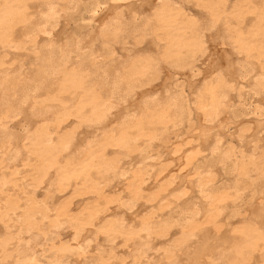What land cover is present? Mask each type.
Here are the masks:
<instances>
[{
    "label": "bare ground",
    "instance_id": "6f19581e",
    "mask_svg": "<svg viewBox=\"0 0 264 264\" xmlns=\"http://www.w3.org/2000/svg\"><path fill=\"white\" fill-rule=\"evenodd\" d=\"M31 1L34 0H0V47L1 48H7V47L18 48L20 46L19 44L16 43V31H17L16 29L20 25H24L23 29L26 32H28V34L27 33L25 34H27L29 37L32 36L31 39H34L33 41H35L38 34L42 33V32L38 33V31L41 30L46 31L47 27L46 28L44 27L47 24L49 25V23L47 22L50 21L52 22V20L55 21L59 20L57 19L58 10L56 11L54 9L55 8L54 6L56 5L53 6V4L51 5V3H49L50 6V7L48 6L49 14L47 18L44 17L46 19V23H47L46 25L43 20H41L43 21L42 23L44 24L43 27L42 26L34 27L35 22L33 21H31L33 23H28L30 19L29 9H30ZM69 1L72 2V0ZM137 1L139 0H96L91 5L86 7L85 13L87 17H89V19L93 20L96 14L99 12V10L102 9L103 5L106 3L110 2L111 3L110 6H112L113 8L119 6L130 7V5L136 3ZM199 1L208 8V11L211 15L210 29L214 28L227 16L228 17L230 16L232 18V21L236 23L235 26H233V28L231 27V35L229 34L230 38L232 39V43L237 49L238 54L243 55L246 59L254 58L261 65L263 73L262 76H260L259 79L257 80V87L258 89H263L262 91L264 92V3L261 6H257L258 4L255 5L256 3L253 0H240L241 2L236 7L227 9L226 5L223 3L224 0L222 1L199 0ZM44 11L45 10H43V12ZM153 11L155 18L154 21L152 18L151 19L155 24V27H157V29L160 31V35L162 36V39L165 40V49L162 52V59L158 61L157 59L148 56V57L138 58L134 60L132 63L130 61V64L132 65L129 71L125 73V76L123 75L124 76L123 81H121V79L115 81L113 86L112 87L110 86V89L107 91L106 94L104 92L99 91V89L93 87V84L90 83L91 80L87 81V75L84 73L83 66H79V67L68 66L70 65L69 63L72 60L70 55L66 53L68 49L67 47L68 45L66 46L67 49L64 48L61 49V51H59L61 55L58 58V60L54 58L49 59V57L47 59V56L45 55L46 58L45 57L44 58L47 59L49 63L46 65L45 70H41V72L36 76V78L39 79L41 82L42 81L41 79L46 78V76L48 75L51 76L50 78H53V80L55 79L58 82V84L55 86L53 91L51 90L52 93L48 89L49 93L47 94V97L41 99L37 103L45 104V105L46 104L58 105L61 110L57 109L58 111H56L55 113L52 112L53 114L50 112L51 114L48 117L46 115L47 113L46 111L48 109H46V111L45 109H43V111H45L46 113L44 112V114L37 116L35 115L36 116L35 118H33V116L31 115L32 117L31 116L30 117L33 118L31 122H35V123L37 122L35 124V128L31 132L29 131L30 129L28 130L30 132L29 135L23 134L21 135V137L24 136V138L28 140L29 150L31 151L35 161L33 164V170H35L37 173V176L34 177V180L38 182V185L42 184L48 177L53 175L54 177L53 176L51 177L55 179V182L53 181L54 179L52 180V182L53 185L55 184L56 186V187L53 186L56 189V191L60 193V195H64L67 193L69 194V196H67L66 199L60 202L57 203L55 202L56 203L55 206L54 207L51 206L52 208H50L48 202H46L44 205H39L33 200V198H31L28 201L25 200L26 202L22 204L21 203L22 198L8 195L6 204L4 203L5 206L3 205L4 207L1 210L0 220L8 221L12 217H13L12 219H14L15 216L13 215L15 214L17 215L18 211L22 209L23 214L21 215L22 217L21 222L23 224L20 225L24 226L25 232L29 235H31L30 233L34 231H41L43 228L41 222L46 220L48 221V227L52 228L53 231L57 232L59 229L63 227V225L66 224L65 226H68L69 229L71 228L72 232H71V237L69 236L70 239L66 241H64L63 239H59L58 241H56L55 237L52 238L50 234H47L46 231H43V240H45L46 242L48 240H51V243L48 244L46 248H44L43 246V249H41L40 251L33 250L34 248L30 249V247L21 250L20 252L21 256L17 259L16 264H65L66 262H68V259L72 256H77L78 259L74 260L75 262L74 261H69V262L72 263L74 262V264H89L88 262L89 259L86 258V256L88 253L87 249L88 247H90L88 244V237H90L89 236L90 234H94V233H95L94 235L103 234L106 237L111 238L112 240L118 237H124L126 242L129 241L138 242V240H140V238L142 237L143 239L145 237H150L149 239H153L151 238L153 235H156V237H168L169 235L172 236V234L174 233L173 230L174 226L178 227V230H176V232L179 235L176 234L177 235L176 238L172 240L173 245L171 247L168 246L169 249L165 250L166 251L165 258L167 259L168 264L174 263L176 259L175 255L177 254L175 253L176 251L180 250L183 246H186L190 242L195 241L194 239H196L197 236L200 237L201 239H198L196 241L198 243V246L197 249L195 250V253L191 257L192 259L191 264H203L205 262L207 264L208 263L255 264L259 262V259L256 258V254L258 253L260 254L261 259L264 261V180H263L264 154L260 157H255L253 155L246 157L247 155H245L244 153H241L240 156H237L234 144L231 143L229 146L224 147L223 146L224 142L223 145L221 143L223 138L221 140L220 135H219L220 137L217 138L218 134H220L219 131L217 136H214L215 128L224 131L230 130L227 121H229L228 119H230L232 116L229 115L230 118H228L227 115L229 113L228 108H229V100H230L226 94V90H230L229 88L230 85L228 84L229 82H227L228 81L227 78L233 80L232 78L235 77L234 79H236V77H240V75L242 74L243 77L247 76L249 75V73H251L250 67L243 65L241 68H237L238 71H236L237 70L236 69L233 72L232 70H234V67L236 68V66H234V63H232L234 59L231 58V56H229L228 59L229 63L228 62L227 63L229 64L230 69L229 68L228 69L232 73H221L222 71L216 73V70H214L216 74L215 73L213 74H215L216 76L215 77L213 76L212 78L210 77L211 79L209 81L207 80V85L205 86L206 87L205 93L203 95H199L198 96L199 100L197 99L196 102L197 111H198V113L196 112V117L198 119L197 124L199 125L197 126L194 120L193 121L189 120L190 121L189 128H192L191 131L188 133L185 132L186 134L182 136H180V134L176 135L174 140H172L170 134H168V129L171 125V121L174 120L173 117H171L170 112L174 110L175 111L174 114L176 113L181 118H183L188 112V108H187L188 106L182 103L183 100L182 101L177 99L175 100L174 93H173L174 94L173 97H170L169 100L167 99L166 104L163 103L164 105L162 107L156 108V105L158 103H156L157 101L155 102L156 99H153L154 101L152 100L153 102L152 104L156 103L155 106L147 105L148 107L146 106L147 109H145L146 113L144 116H137V117L132 116L133 119L131 118L129 121L123 120L124 122L121 121L120 119L122 123L120 124L118 123L117 124L118 126L116 127L112 126V124L109 121L110 119H107L109 118V115L111 116L112 114L111 112L115 107L113 103L111 104L110 98L113 97V95L116 93V90L119 89L120 86L123 85V89L127 90L126 93L127 92L130 93L137 86L143 87L154 81L159 80L161 77V73L163 72V67L162 65H160V62H162L161 64L173 63L172 67L174 68L185 69V70L190 69L191 71H193L197 59L196 57L199 54H203L205 53V51H208V47H206V39H205L206 34L200 32V28L198 27L197 22L193 19L188 18L187 13L184 10H182L180 7H175L173 2H170V0H160L159 3L155 5ZM45 13L44 15L46 16L47 14ZM84 15H83V19L86 18V16L84 17ZM249 15H253L255 17V22L250 26V28L244 29L245 21ZM42 17L40 18L43 19ZM151 19H146V21H150ZM118 21H119L118 19H115L110 22L109 20L105 21V22H109L107 23L109 28L107 31L109 32L111 31V33L115 37H119L123 32H125L124 28L122 27L124 26V24L122 25V23H119ZM146 21L140 23L139 25L137 24L135 30H139L141 32H144V34H146L148 28L151 27V24ZM105 22L104 24H106ZM54 26H56V24ZM31 29L33 30L32 32H30ZM51 32L52 31H50L49 33L51 34ZM100 33H103V31H101ZM77 44L79 43L77 42ZM53 49L54 48H51L52 52ZM82 49L83 51L80 54L86 59L87 54L84 52V48ZM72 51L73 50L71 48L70 50L71 54ZM52 56H54V52ZM44 58L43 60L45 62ZM216 60H217L216 58L215 60H212L215 62L213 63V65L217 64L216 62H218V60L217 61ZM221 62H223V60ZM224 63L223 64L220 63L221 66L225 65ZM210 64H212V62ZM88 65H90V62ZM211 68H212L211 69L212 72L214 68L213 67ZM4 72L6 71L4 70ZM6 74L7 72L5 73V75ZM36 78H32V79L34 80ZM114 78H116V76ZM163 78L161 80H163ZM15 79L17 80V78ZM19 81L21 83V80ZM32 81L31 84L33 83ZM24 83H21L23 87L25 86ZM43 84L46 85L47 83H45L44 81ZM42 86L40 85L39 87ZM5 88L10 89L9 87H5ZM43 88H41V90ZM154 88H151V91L155 90ZM24 89H26V86ZM45 89H47L46 86ZM26 92L24 91L22 92L25 94L22 95L23 100L21 101V103H27L25 104V106L26 105L28 106L29 104L28 102H31L32 100L30 101L29 99L31 98L29 97V92L28 93ZM144 93H146V90L143 91L141 96L144 95ZM0 94H2V91L0 92ZM34 94H36V91ZM37 96L38 95L36 94V96L34 97ZM133 96H135L134 93ZM176 96L179 95L176 94ZM7 97L9 98L10 96L7 95ZM4 98L6 97L4 96L2 99ZM17 98L19 99L18 96ZM9 99L7 101H9ZM20 100L21 99H19V102ZM4 101L1 102L3 103ZM7 101H5V103L8 104ZM16 101L18 100L16 99ZM178 101H181V103H178ZM142 102H145V100ZM15 103L14 105H16ZM144 105L142 106V108L145 107ZM158 106L160 105L158 104ZM22 108L26 109L23 106ZM35 108L34 111L37 110V109L35 110ZM138 108H140V106ZM30 109L32 110L33 107ZM23 111L21 110V113ZM34 111L32 110V113ZM16 112L18 113L19 111L17 110ZM27 112L28 111H26V113ZM189 112H191L190 108H189ZM49 117L53 118V119L50 118L52 122H54L53 129L51 128L52 127L51 125L43 121L45 120V118L49 119ZM71 120L77 122L78 123L77 126L73 130L65 131L61 133V130L64 127H66V123L70 122ZM241 122H243V120L237 122L236 120L231 119V123L235 124V125L233 124L234 125L233 127L235 129L233 133L234 136L232 135V133L230 134L231 136H233V138H231L232 140L235 138V134L237 133L236 134L237 140H239L240 142L241 139L247 137L246 136L247 133L250 131V129H252L251 124L249 122L248 123L250 125H247L248 124L247 123L245 126V124L242 123L244 126L242 125V128H240ZM262 122L258 124L260 129L264 128V123ZM93 123L95 125L96 124L101 125L102 123H104V125H102L101 127V129H105V132L103 131L104 132L103 135L101 137L99 136L95 142L91 140L93 143L90 142V144L88 143L89 145L87 147H84L86 149H84L83 153L78 157L77 160L75 161L70 160L73 155L69 157L70 159H67V155H69L68 153L73 147L74 141L76 140L75 136H77L76 132L78 128L80 126H84L88 124L91 125ZM153 125H155V127H153ZM258 125L256 124V127H258ZM160 126H162L161 132H159V130H161L159 128ZM3 128H7V127H3ZM3 128L2 130L4 131ZM254 129L252 130L254 131ZM16 133L14 134L16 135ZM18 133L17 135L20 136ZM55 134H56V138L54 139ZM9 135H7V137ZM213 136L216 138L212 139ZM200 137L203 139L201 140L204 143L197 142L198 138ZM11 138H13V136H11ZM140 141H143L144 144L140 143ZM158 141H160V143L162 142L161 147H164L163 150L165 149L168 150L171 153L172 157L170 161L161 165V168L155 173V175H153L151 172L149 173L150 169L147 170L148 168L145 171L142 168H137L132 171L130 176H128L129 174L128 170L124 169V167H121L122 164L120 165V161L122 160L119 161L118 157L109 156L110 149L112 148L113 150L118 151L119 153L121 151L125 152L126 156L128 155V153L129 154L138 153L140 155L142 154L141 157L143 158L151 159L152 156L150 155V151L153 150L154 147L153 146L151 148V146L155 142L158 143ZM25 142L27 141L25 140ZM79 143H81V141ZM82 144H84L83 141ZM20 146L21 145H19V147ZM6 147H9V145H7ZM82 148L80 149L81 151L83 150ZM205 148L207 149V151L209 150V153H214L217 156L207 160L206 159L207 157L203 156L204 155L203 153L205 152ZM17 149L14 150L17 151ZM22 150L24 149L22 148L21 150H19V152H21ZM80 150L77 151L78 154L80 153L79 152ZM75 152L76 151L72 153L75 154ZM202 156L204 157V160L203 159L200 160V157ZM75 157L73 159H75ZM229 161H232L234 165V167L232 168L233 170L237 171V176H241L239 178L240 180L244 178H249L252 172L255 170L257 171L258 174H260V178L263 179L260 180L259 182L253 181V179H249L251 182L250 185L254 186L253 191L258 193L256 197L257 199L253 196L256 200L255 201L256 203H254V205H252L251 208L249 207L251 209V212L253 213L251 214L253 217L248 216L249 218H244L241 221L244 223L235 224L232 227V234H233L232 237L233 239H231L232 244L230 245L229 248H227L229 246L228 245L223 249H219L220 248L219 246L218 247H215L214 245L212 246L211 237L206 236L207 234L203 233V231H206L205 230L206 228L211 227L215 230L214 233L216 234L221 233L225 224L222 222V217L224 215V209L226 207V204L230 201L235 202L237 198L241 196L242 190H244V188L241 187V184L238 183L239 179H237V181H235V183H233V185L230 186L229 189L227 188V186H222V187L216 186L217 176L215 174V169L218 166L217 163L228 165ZM19 174L20 171H18L17 168H15L8 175L3 176L0 179L1 180L0 189L4 190V187L7 186L8 184L11 183L15 184L14 181L17 180ZM151 174L155 177L153 178V180H155L156 183L149 185L148 180L151 178ZM111 175L112 177H114L112 179L110 178L111 181L113 179L114 181L116 179L117 180L119 179V182L125 185L124 191L126 192L127 198L123 199V196H120V194L118 195L116 191H113V188L109 187L111 181L109 182L107 180L108 178L107 176L111 177ZM178 177H182V179H184L185 181L183 180L181 184L176 183ZM182 185H185L184 189L181 187ZM193 188H196L198 192L201 194V196L204 198L202 201L204 205L202 204V209L201 207L199 206L197 207L194 205H193L194 207H191V209L190 207L189 209L187 208L188 210L184 208L185 211H183L182 209L181 211L182 215L180 213H177V216L178 214L181 215V217L179 215L180 218L176 216L178 218V221L173 218L176 222L175 221L172 222L171 219L169 218L170 221H166V222L163 221L164 223L160 222L159 225L157 223L156 226L152 221V217L141 216L142 218L140 221L136 222L135 225L129 226L130 224L127 225L125 223L126 220H120V219L118 220L117 217L116 218L113 217L115 215H111L112 213L111 214L109 213L112 208V205L114 204L119 203L121 207H127L132 209L136 206V204H138L141 200L144 199L151 204H154L156 201H158L161 210H164L170 207L171 205L170 204L171 202H169V200L163 203L164 200H167V198H172L173 196V198H175V202L180 201L185 196H188L190 190H192ZM232 190L234 192L233 194L236 196V199H232L233 195L229 192ZM182 201L184 203V200ZM22 202H24V200ZM77 209L79 212H77ZM18 222L20 223V221ZM25 232H24V236H25ZM52 233L58 234L54 232ZM20 236L21 235H19V237ZM37 236H40V234ZM11 240L12 238L10 237L4 238L0 241V245L3 247V249H6L10 243L9 241ZM21 240H23L22 237ZM142 241L140 245L141 246L144 245L146 247L145 249L143 248L145 252L144 253L142 252L137 257V259L142 258V256H146L147 253L146 250L148 249L149 242H147L148 243L147 244V243H143ZM231 241H229L228 243H231ZM139 243L137 246H139ZM39 244L41 243L39 242ZM214 256L217 257L214 258ZM86 259H88V261ZM102 260L104 261L105 264H110L108 258L107 259L103 258ZM6 261L9 262V260Z\"/></svg>",
    "mask_w": 264,
    "mask_h": 264
},
{
    "label": "rangeland",
    "instance_id": "374dc122",
    "mask_svg": "<svg viewBox=\"0 0 264 264\" xmlns=\"http://www.w3.org/2000/svg\"><path fill=\"white\" fill-rule=\"evenodd\" d=\"M94 1H96V0H74V1L72 0V2H70L69 0H34V1H31L30 9H29L30 19H29L28 23L35 22L34 27H37V26L43 27L44 26V24L42 23L43 21H44L45 25L47 23H49V25L47 24L44 27V28L47 27L46 31L45 30L44 31L43 30L38 31V33H40V32H42V33H40V34L37 33L38 36L35 39V41H33L34 39H31L32 36L29 37L27 35L28 32H26L23 29L24 25H20L16 29L17 30L16 31V43L19 44L20 46L18 48L17 47H12V48L11 47L10 48L9 47H7V48H1L0 47V74H2V75H0L1 76L0 81L2 80L0 83V85H1L0 86V92L2 91V94H0V96H1L0 97V99H1L0 100V124H1V126H0V140L1 141H0V143L2 142L0 144V146H1L0 147V179L3 176L8 175L15 168H17V170L20 171V174L17 177V180L14 181L15 184L11 183V184H8L7 186H5L4 190H6V191L0 189V214H1V210L3 209V207L6 204L8 195H11L13 197L22 198V200H21L22 204L26 202L25 200L28 201L31 198H33V200L39 205H44L46 202H48L50 208L54 207L57 202H60L64 199H66L67 196H69V194H67V193L64 194L65 196L60 195V193H58L56 191V189L54 188L56 186H55V184L53 185V182H52V180L54 179L53 175H51L53 177H51V176L48 177L42 184L38 185V182L36 180H34V177L37 176V173L35 170H33V164L35 161H34V158L32 156L31 151L29 150L28 140L25 139L24 136L21 137V135H23V134L29 135L30 132L33 131V129L35 128V124L37 122L36 123L31 122V120L33 118H35L37 115L44 114L46 109L50 110L52 108L50 111L47 110L46 111L47 113L45 112L47 117H48V116H50V114L52 112L55 113L56 111H58L57 109L61 110L58 105H54V104H50V105L46 104L45 105V104L37 103L41 99L47 97V94L49 93L48 89L52 93L53 89L58 84V82L55 79L53 80V78H50L51 76H48V75L46 76V78H42L41 82L39 79L36 78V76L41 72V70H45L46 65L49 63V61H47L48 57H49V59L54 58V59L58 60V58L61 55V53L59 51H61V49H64V48L67 49V47H68L66 53L69 54L71 59H72L71 62L69 63L70 65H68V66H70V67L83 66L84 67V73L87 75V81L91 80L90 83L93 84V87H95L96 89H99V91L104 92L105 94L110 89V86L111 87L113 86L115 81H118L119 79H121V81H123V77L125 76V73L129 71V69L132 65V64H130V61L132 63L134 60H136L138 58L148 57V56H151V57L157 59L158 61H160L162 59V52L165 49V40L162 39V36L160 35V31L157 29V27H155V24L153 23L154 18H155L153 10H154L155 5L157 3H159L160 0H158V1L157 0H139L136 3H133L132 5H130L131 8L128 6H126V7H124V6L120 7L119 6V7L113 8L112 6H110L112 3V1H111V3L109 2V3L104 4L102 9H100L99 12L96 14L95 18L93 20H91V19H89V17H87V15L85 13V9L87 6L91 5ZM220 1H222V0H220ZM253 1L256 3V4L254 3L255 5L258 4L257 6H261L264 3V0H253ZM170 2H173L175 7H180L182 10H184L187 13L188 18L193 19L197 22L198 27L200 28V32H202L203 34H206L205 39H206V47H208V51H205V53L199 54L196 57L197 59H196L195 68L193 71H191L190 69H186L187 70L186 71L185 69L174 68V67H172L173 63H167V64L163 63L164 64L163 65V64H161L162 62H160V65H162V67H163V72L165 71L164 73L163 72L161 73V77L162 78L164 77L163 80H161L162 78L160 77L159 80L154 81V82H152L148 85H145L143 87L137 86L130 93L129 92L126 93L127 90L123 89V85L120 86L119 89H117L118 91L116 90V93L113 95V97L110 98L111 104L113 103L115 107L113 108V110L111 112L112 114L110 113L111 116L109 115V118H107V119H110L109 121L112 124V126L116 127V126H118L117 124L122 123L121 121H123V120L129 121L131 118L133 119L132 116H134V117L135 116L136 117L137 116H144L146 113L145 109H147V107H148L147 105H150V106L154 105L155 106V104L158 103L160 106H158V104H157L156 108L162 107L164 104H166V100L167 99L169 100L170 97H173V95L175 94L174 99L175 100L176 99L181 100V101L183 100L182 103L184 105L188 106L187 107L188 112H189V108L191 109V112H189V113L187 112L186 115L183 118H181L176 113L174 114V112H175L174 110L171 111L170 112L171 117H173L174 120L171 121V125L168 129V134H170L172 140H174L176 135L180 134V136H182V135L186 134L185 132H187V133L190 132L192 128H189L190 127L189 122L191 120L192 121L194 120V122H196L197 126L199 125V124H197L198 119L196 117V112L198 113L197 105H196L197 99L199 100L198 96L203 95L205 93V89H206L205 86L207 85V80L209 81L213 76L215 77L216 76L215 74L217 72L222 71L221 73H232L229 71L230 68H229V64H228L229 63V60H228L229 56H231V58L234 59V61L232 63H234V66H236V68L234 67V70H232L233 72L237 68H241L243 65H246V66L251 68V73H249V75L244 76V77L242 74V75H240V77H236V79H234L235 78L234 77V78H232L233 80L227 78V80H228L227 82H229L228 84L230 85V87H229L230 90H226L227 97L230 99L229 100V108H228L229 109L228 112L230 114L228 113L227 115H228V118H230L229 115L232 116L230 119H228L229 121H227L229 124L230 130L224 131V130H221V129L218 130V128H215L214 129V136H217L218 131H219L220 134H218L217 138H219L220 136H221L220 137L221 140L223 138L221 143L223 145V142H224V145H223L224 147L229 146L231 143L234 144L237 156H240L241 153H244L245 155H247L246 157H249L252 155L255 157L262 156L264 154V128L260 129L258 124L261 123L262 120H263L262 123H264V92L262 91L263 89H258L257 80L259 79L260 76H262L263 70H262L259 62L257 60H255L254 58L246 59L243 55L237 53V49L235 48L234 44L232 43V39L230 38L231 27L233 28V26H235L236 23L234 21H232V18L230 16L229 17L227 16L220 23H218L214 28L210 29L211 15L208 11V8L205 5H203V3H201L199 0H170ZM240 2H241L240 0H224L223 3L226 5L227 9H231L233 7H236ZM49 3H51V5L53 4V6L56 5V6H54L55 7L54 9L56 11L58 10L57 13L59 15V18L57 15V19H59V20H56V21L52 20V22L50 21L51 23L50 22L46 23L45 18H47L48 14H49V10H48L50 7ZM73 4H75V5H73ZM43 10H45V11L43 12ZM45 12H47V13H45ZM41 13L43 14V17H42ZM44 13L47 15L45 16ZM83 15H84V17L86 16V18L83 19ZM138 15H139V17H138ZM40 17H42L43 19H41ZM121 17H123V18H121ZM151 18L153 19V21ZM115 19H118L119 20L118 22L122 23V25L124 24V26H122V25L121 26L124 28L125 32H123L119 37H115L111 33V31L110 32L107 31L109 29L107 23H109L110 21H113ZM146 19H151L150 20L151 22L146 21ZM41 20H43V21H41ZM107 20H109V22H105ZM31 21H33V22H31ZM144 21L149 22L151 24V27L148 28L146 34H144V32H141L139 30H135L136 29L135 27L137 26V24L139 25L140 23H143ZM104 22L106 24H104ZM254 22H255V17L253 15H249L245 21L244 29L250 28V26ZM36 23H37V25H36ZM55 24H56V26H54ZM153 25H154V27H153ZM52 26H53V28H52ZM102 26H104V27H102ZM32 29L30 32L33 31ZM49 29H51V30H49ZM47 30L49 32L52 31L51 34ZM100 30L103 31V33H100L101 32ZM151 30H153V31H151ZM25 33H27V34H25ZM109 33H111V34H109ZM76 41L79 44H77ZM61 45H62V48H61ZM77 45H79V46H77ZM77 47H78V49H77ZM81 47L84 48V52L87 54L86 59L80 54L83 51V49ZM51 48L55 49V51L53 49L55 57L52 56L53 52H52ZM71 48L73 50L72 54L70 52ZM48 49H50V50H48ZM77 50H79V51H77ZM49 51H51V52H49ZM58 52H59V54H58ZM45 55L47 56V59H45L46 58ZM56 55L57 56L59 55V56L57 57ZM50 56H52V57H50ZM43 58L45 59L46 63L44 62ZM211 58H213V59H211ZM215 58L219 62V64H218V62H216L218 65L217 64L213 65V63H215V62L212 60H215ZM222 60H223V62H221ZM88 61L90 62V65H88L89 64ZM224 61H225V63H224ZM87 62H88V64H87ZM211 62H212V64H210ZM79 63L82 65H80ZM220 63L225 64V65H223L224 68H223V66H221ZM167 65H168V67H167ZM219 65H220V67H219ZM215 66H217L218 68ZM211 67H213V68L215 67L212 70V72H211V69H212ZM4 70L7 72L6 75H7L8 79L5 75L6 72H4ZM214 70H216V73ZM218 70H220V71H218ZM236 71H238V69ZM213 73H215V74H213ZM3 75H4V77H3ZM91 76H93V77H91ZM115 76L117 79L114 78ZM15 78H17V80ZM32 78H36V79H34L35 81ZM48 78H50L52 81ZM166 78L168 79V81ZM19 80H21V83L26 82V83H24V85L26 86L27 90L24 89L25 86L23 87V85L20 83ZM46 80H47V82H46ZM27 81H29V82H27ZM31 81L33 82L32 84H31ZM36 81H37V84H36ZM44 81H45V83L48 84V86H47V84L46 85L43 84ZM54 81H56V82H54ZM159 81H160V83H159ZM54 83H56V84H54ZM12 85H14V86H12ZM40 85L41 86L45 85L47 89H45V86L39 87ZM3 86H4V88H3ZM36 86H38V87H36ZM5 87H9L10 89H7ZM19 88H22V89H19ZM41 88H43V89L41 90ZM151 88H154L155 90H152L153 91L152 92ZM28 89H29V91L30 90L31 91L29 92ZM37 89H38V91H37ZM138 90H139V92H138ZM145 90H146V93H144V95L141 96V94ZM23 91L24 92L27 91L26 93L29 92V97H31L29 99H30V101L31 100L32 101L31 102H28L29 100L27 101L29 103L28 106L27 105L25 106V104H27V103H21V101L23 100L22 95L25 94V93H22ZM35 91H36V94L38 95L37 97H34V96H36V94H34ZM38 92H39V94H38ZM140 92H142V93H140ZM147 92H149L150 94ZM133 93L135 96H133ZM31 94H34V95H31ZM176 94L179 96H176ZM3 95L6 97V98H4L5 101H7L10 98L9 101H7L8 104L5 103L4 99H2L4 97ZM7 95L10 97L8 98ZM17 96L19 97V99H21L20 102H19V99L17 98ZM16 99L18 101H16ZM147 99H148V101H147ZM153 99H156L155 102L157 101L156 103L154 102L155 104H152ZM12 100H14V101H12ZM144 100H145V102H142ZM1 101H4V102L2 103ZM15 101H16V103H15ZM126 101H127V103H126ZM181 101H178V103H181ZM167 102H169V101H167ZM14 103L16 105H14ZM137 103H139V104H137ZM160 103H162V104H160ZM11 104H12V106H11ZM18 104H20V105H18ZM22 104H24V105H22ZM36 105L39 108V110L36 107ZM143 105L145 107L142 108ZM22 106L25 107L26 109L22 108ZM139 106H140V108H138ZM32 107H33L32 110L34 111V108H35V110L36 109L38 110V113H37V110L32 113V110L30 109ZM43 109H45V111H43ZM54 109H56V110H54ZM17 110L19 111L18 112L19 114L16 112ZM21 110L22 111L24 110L23 111L24 113L22 112L23 114L21 113ZM139 110H141V111H139ZM26 111H28V112L26 113ZM41 111H43V112H41ZM142 111L144 114L142 113ZM137 114H139V115H137ZM141 114H143V115H141ZM31 115L33 116V118H31L32 117ZM51 117H49V119L45 118V120H43V121L45 123H48L49 125H51L52 126L51 128L53 129L54 128L53 127L54 122H52L51 119H53V118H51ZM120 119H121V121H120ZM231 119H234L237 122L243 120V122H241V124H240V126H241L240 128H242L243 124H245V126H246V124L249 122L251 124V128L252 129L255 128V129H254V131L252 129H250V131L248 132L249 135L247 133V135H246L247 137L241 139L240 142H239V140H237V135H236L237 133L235 134V138L232 140L231 138H233V136H234L233 133L235 131L233 126L235 124L231 123ZM47 120H48V122H47ZM106 121H108V120H106ZM249 123L247 125H250ZM77 124H78L77 122H75L74 120H71L70 122L66 123V127H64L61 130V133L65 132V131L73 130L77 126ZM256 124L258 125V127H256ZM102 125H104V123H102L101 125L100 124L95 125L93 123L91 125L88 124V125L80 126L76 132V134H77V136H75L76 140L74 139L75 141H74L73 147L69 151V153H68L69 155H67V159H70L69 157H71L73 155L70 160L71 161L77 160L78 157L83 153L84 149H86L84 147H87L90 144V142L91 143L95 142L99 136L101 137L103 135V133L105 132V129H101ZM96 126H97V128H96ZM1 127L2 128L7 127V128H3L4 131H6V132H4ZM153 127H155V125H153ZM159 128L161 129V130H159V132H161L162 126H160ZM11 131H12V133H11ZM7 132H9V133H7ZM16 132L17 133L19 132L18 134L20 136H18ZM14 133H16V135ZM231 133L233 136L230 135ZM11 134H13V135H11ZM252 134H254V135H252ZM7 135H9L10 137L9 136L7 137ZM11 136H13V138H11ZM214 136L212 137V139L216 138ZM6 137L8 139L9 138L10 139L8 140ZM16 137H18V138L20 137V138L18 139ZM55 138H56V134L54 135V139ZM201 139H202L201 137L198 138L197 142L201 143L203 140V139L202 140ZM25 140L27 142H25ZM16 141L18 142V144ZM80 141H81V143H79ZM82 141L84 144H82ZM11 143H12V145H11ZM26 143H27V145H26ZM140 143L144 144L143 141H140ZM202 143H204V142H202ZM79 144H80V146H79ZM7 145H9V147H6ZM13 145H15V146H13ZM19 145H21L22 147L21 146L19 147ZM161 146H162V142L160 143V141H158V143L155 142L152 144L151 148L153 147V150L150 151V155L152 156L151 159L141 157L142 154L141 155L138 153L129 154L128 152H126V153H128V155H127L128 157H127L125 155V152L121 151L122 153L121 152L119 153L118 151H115L112 148L110 149L109 156L110 157H118L119 161L122 160V161H120V165L122 164L121 167H124V169L128 170V172H129L128 176H130L132 171L137 169V168H142L144 171L148 168L147 170H149V169L151 170V171L149 170V173L151 172L153 175H155V173L161 168V165L170 161L171 157H172L171 153L166 149L163 150L164 147H161ZM13 148L15 150L17 148L18 149H17V151H15ZM22 148L24 150L19 152V150H21ZM81 148L83 149L82 151L80 150ZM78 150H80L79 154L77 152ZM74 151H76L75 154H73ZM113 151H115V152H113ZM76 153H77V155H76ZM203 154H204L203 155L204 157H207L206 158L207 160L212 159L213 157L217 156L214 153H209V150L207 151L206 148H205V152ZM74 157H75V159H73ZM202 157H200V160H202V159L204 160V157L203 158ZM230 162H231V164H230ZM212 163H214V162H212ZM217 164H218V166L215 169V174L217 176V179H216L217 185L216 186H220V187L227 186V188L229 189V187L232 186L233 183H235V181H237V179H239L241 176H237V171L233 170L232 167H234V165H233L232 161H229L228 165H223L222 163H217ZM152 174H151L152 179L150 178L148 180L149 185L156 183L155 180H153V178H155V177ZM107 177L109 178V179L107 178V180L109 182L111 181L112 178H114V177H112V175H111V177H109V176H107ZM181 179H182V177H178V180H176L177 181L176 183L181 184L184 180V179H182V180ZM249 179H253V181L259 182L263 178L261 179L260 174H258L257 171L255 170L252 172V174L249 178H244L242 180H240V179L238 180L239 181L238 183L241 184V187L244 188V190H242L241 196L239 198H237V200L235 202L230 201L226 204V207L224 209V215L222 217V222L225 224H224V227H223L221 233H219L220 235L214 233L215 230L211 227L206 228L205 229L206 231H203V233L207 234V235L205 234L206 236L211 237L212 246L213 245L215 247L219 246L220 247L219 249H223L229 245L227 247V248H229L230 245L232 244L231 239H233L232 238L233 237L232 227L235 224L244 223V222H241L244 218L253 217L251 215L253 213L251 212L250 208L252 207V205H254V203H256L255 198L257 197L258 193L253 191L254 186L250 185L251 182ZM53 181L55 182V179ZM109 182H108V184H109ZM0 183H1V180H0ZM185 185H182L181 187L184 189ZM109 187L113 188V191H116L118 193V195L120 194V196H123V199L127 198L126 192L124 191L125 185L120 183L119 179L118 180L116 179L115 181L113 179L110 182ZM229 192L233 195L232 199H236V196L233 194L234 193L233 190L229 191ZM203 199L204 198L201 196V194L198 192V190L196 188H193L192 190H190L188 196H185L180 201L175 202V198H173V196H172V198H167V200H164L163 203L167 202L168 200H169V202H171L170 207H168L164 210H161L160 204L158 201H156L154 204H151V203H148L144 199V200H141L138 204H136V206L132 209L127 208V207H121V205H119V203H117L118 205L114 204V205H112V208H111L109 213L110 214L112 213L111 215H115L113 217H115V218L117 217L118 220L119 219L120 220H126L125 223L127 225L130 224L129 226L135 225L136 222L140 221L142 218L141 216H143V217L144 216H150V217H152V221L154 222V224L157 226V223L159 225L160 222L170 221V219L172 222L175 220L178 221L177 217H179L180 214L182 215V213H181L182 209H183V211H185V209L188 210L189 207L191 209V207H194V206H197V207L199 206L202 209ZM23 200H24V202H22ZM182 200H184V203ZM258 201H260V200H258ZM52 202H53V204H52ZM183 204H185V205H183ZM19 211H18L17 215L16 214L13 215V216H15L14 219H12L13 218L12 217L8 221H1L0 220V237L2 239L7 238V237L12 238V240L9 241L10 243L6 249H3V247L0 245V249H1L0 255L3 254L2 256H0V264H9V263L10 264H16L17 259L21 256V254H20L21 250H23L25 248L30 247V249L34 248L33 250H39V251L41 249H43V246H44V248H46L48 246V244L51 243V240H48L47 242L45 240H43V231H46L47 234H50V236L52 238L55 237L56 241H58L59 239H63L64 241L70 239L71 232H72L71 228L69 229V227L65 226L66 225L65 224V225H63L62 228H64V226H65L66 229L61 228V229H59L61 233L59 232V230L56 232V231H53L52 228L48 227V221L47 220H46L47 222L46 221L41 222V225L43 227L41 231H34V232L30 233L32 236L27 234L25 232L24 226L20 225V224H23L21 222L22 221L21 215L23 214V210L21 209ZM77 212H79L78 209H77ZM177 213H180V214H178V216H177ZM181 215H180V217H181ZM16 216H18V217H16ZM118 217H121V218H118ZM18 221H20V223ZM163 223H161V224H163ZM173 230H174V233L172 234V236L169 235L168 237H156V235H153L154 237L153 236L151 237L153 239H149L150 237L144 236L146 239L144 238L145 239L144 240L142 237V238H140V240L137 239L138 242L137 241L126 242L124 237H118V238L112 240L111 238H108L103 234H101V235H97V234L94 235L95 233L90 234L89 235L90 237H88V244L90 247H88V249H87L88 253L86 256V258H88L89 261H88V259H86V260L89 262V264H105L104 261L102 260L103 258L104 259L108 258L110 264H137V263L138 264H140V263L141 264H165V263L168 264L167 259L165 258V252H166L165 250L169 249V247H171L173 245L172 240L175 239L177 235H179L176 232V230H178V227L174 226ZM21 232H23V233H21ZM24 232H25V236H24ZM52 232L58 233V234H53ZM39 234H40V236H37ZM19 235H21V236L19 237ZM216 236H217V238H216ZM21 237L23 238L24 241L21 240ZM38 237H40L41 239ZM1 238H0V241L2 240ZM39 239H40V241H39ZM198 239H201V238L197 236L196 239H194L195 241L190 242L189 244H187L186 246H183L180 250L175 252V253H177L175 255V258H176L174 261L175 264L176 263L177 264H191V261H192L191 257L193 256V254L195 253V250L197 249L198 243L196 241ZM146 240H147V242H149V244L146 242ZM141 241L143 243L148 244V249L146 250V252H147L146 256H142V258L137 259V257L142 252L143 253L145 252L144 249L146 248L144 245H142V246L140 245ZM229 241H231V243H228ZM39 242L41 244H39ZM45 243H46V246H45ZM138 243H139V246H137ZM141 249H143V250H141ZM216 257L217 256H214V258H216ZM143 258H144V260H143ZM256 258L259 259V262H258L259 264L264 263V261L261 259L259 253L256 254ZM76 259H78L77 256H72L68 259V262H66L65 264H74V262H75L74 260H76ZM6 260H9V262ZM69 261H74V262L72 263ZM5 262H7V263H5ZM174 263H172V264H174ZM258 263H255V264H258ZM203 264H207V263L205 262ZM208 264H210V263H208Z\"/></svg>",
    "mask_w": 264,
    "mask_h": 264
}]
</instances>
